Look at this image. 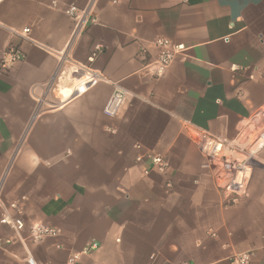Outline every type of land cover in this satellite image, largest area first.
Wrapping results in <instances>:
<instances>
[{
	"label": "crops",
	"instance_id": "1",
	"mask_svg": "<svg viewBox=\"0 0 264 264\" xmlns=\"http://www.w3.org/2000/svg\"><path fill=\"white\" fill-rule=\"evenodd\" d=\"M52 1L0 4V60L10 44L26 56L0 66V219L17 203L28 227L60 236L34 243L0 224V264H66L92 241L78 264H231L245 252L264 264V167L226 208L186 131L233 138L264 108V0ZM70 5H92L99 23L74 37ZM25 27L32 41L13 33ZM158 38L186 51L154 80L144 68ZM114 84L130 96L108 117Z\"/></svg>",
	"mask_w": 264,
	"mask_h": 264
},
{
	"label": "built area",
	"instance_id": "2",
	"mask_svg": "<svg viewBox=\"0 0 264 264\" xmlns=\"http://www.w3.org/2000/svg\"><path fill=\"white\" fill-rule=\"evenodd\" d=\"M4 1L0 0V4ZM51 6L57 9V1H52ZM92 12V5L85 9L70 5L64 10L67 16L76 21L74 37L87 29L88 26L99 23L98 18L94 17ZM13 33L25 41H32L30 27ZM154 45L158 49L157 57L146 65L144 71L149 77L159 80L166 75L174 60L184 54L186 47L183 44H175L166 38H158ZM102 50L103 46L95 45L88 59L89 63H93ZM25 58V53L20 45L10 44L2 55L0 66L2 69L8 70L15 64L23 62ZM129 96V91L119 84H114L113 93L104 109L105 115L108 117L118 116L128 102ZM244 122L242 128L233 138L211 134L192 124L186 126L187 134L201 157L200 168L203 174L213 182L226 208L238 206L244 199L249 198L253 173L256 168L264 167V108ZM150 158L153 171L162 175L167 174L170 165L165 158L161 156H150ZM142 160V158H138L139 162ZM145 173L148 175L149 170ZM9 209L15 211L16 214H11ZM9 209L5 210L0 224L9 227L16 234L27 232L28 238L34 243L60 236L58 229L46 225L34 224L28 227L21 217L22 207L19 204L13 203ZM7 243L10 242L7 241ZM98 249L99 244L96 241L89 242L80 254L71 255L66 264H78L82 254L90 255ZM252 255L251 252L237 253L231 257L230 262L231 264H251ZM27 263L43 264L37 263L33 258H28Z\"/></svg>",
	"mask_w": 264,
	"mask_h": 264
}]
</instances>
